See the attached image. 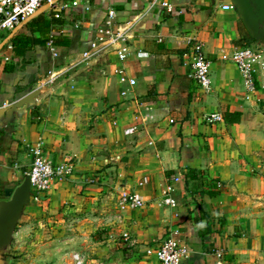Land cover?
<instances>
[{
    "label": "crops",
    "instance_id": "crops-1",
    "mask_svg": "<svg viewBox=\"0 0 264 264\" xmlns=\"http://www.w3.org/2000/svg\"><path fill=\"white\" fill-rule=\"evenodd\" d=\"M79 2L63 21L74 23L78 14L84 21H76V30L94 31L81 42L67 36L71 45L57 47L56 58L37 47L23 65L14 58L11 34L0 37V107L16 105L0 108V198L21 185L31 146L41 144L54 164L75 163L72 176L25 208L12 242L18 245L3 252L5 264H74L77 252L85 264H159L156 250L169 236L189 249L181 264H264V72L249 93L232 56L258 41L238 11L223 9L228 0ZM109 9L116 26L133 22L126 60L92 49ZM188 38L204 46L209 93L192 78ZM30 53L39 63L30 62ZM39 70L62 74L44 88L41 105L21 101L46 79ZM226 113L230 121L241 114L240 121L228 122ZM210 115L222 119L210 123ZM190 170L204 174L196 188ZM188 185L218 194L192 193ZM169 186L176 208L160 204ZM123 192L145 206L123 209ZM198 205L211 233L196 228Z\"/></svg>",
    "mask_w": 264,
    "mask_h": 264
},
{
    "label": "built area",
    "instance_id": "built-area-1",
    "mask_svg": "<svg viewBox=\"0 0 264 264\" xmlns=\"http://www.w3.org/2000/svg\"><path fill=\"white\" fill-rule=\"evenodd\" d=\"M80 5L79 0H0V37L5 34H13L27 22L33 20L41 13L49 11L54 18L59 20L67 19L70 13L76 10ZM167 11L172 12L173 8L167 3H162ZM223 9H234L233 4L223 5ZM133 22H128L125 27L116 26V11L109 9L107 18L104 23L97 29L95 39L92 43L94 52L112 50L116 52L120 60H126L128 57L129 43L131 41V27ZM78 27V26H77ZM187 45L189 47V58L192 67V78L204 90L209 93L212 89L210 62L206 58L204 46L196 38H188ZM49 52L56 58L59 55L58 48L50 42L48 44ZM144 54L139 53L142 57ZM91 56V53H86ZM10 57H6L5 61L9 62ZM233 62L237 65L249 93L257 91L256 77L264 72V45L260 42L247 46L237 47L232 56ZM61 71H49L46 79L41 82L34 90H32L21 101L30 98L36 105H41V93L47 85L54 84ZM122 80L127 81L124 77ZM129 84L134 86L135 80H129ZM126 92H123L125 94ZM19 101V102H21ZM3 110L8 108H16L15 104L6 103L2 107ZM221 115H210L207 117L208 122L213 123L220 121ZM29 154L32 158L31 166L26 172L31 182V202L39 204L52 187L56 180L67 179L73 175L75 163L72 159H66L60 164H54L49 161L45 155L41 144L31 146ZM180 179L175 178V182ZM172 186L168 187L166 196L160 201V204L176 208L178 201L171 196ZM122 208H142L145 202L136 194H121ZM15 233H17L15 231ZM124 239L130 241V236L125 233ZM132 243V242H131ZM189 249L181 246L169 236L160 243L156 250V257L159 264H181L188 258ZM221 255L220 253L218 254ZM74 264H85V257L80 252L73 254Z\"/></svg>",
    "mask_w": 264,
    "mask_h": 264
},
{
    "label": "trees",
    "instance_id": "trees-1",
    "mask_svg": "<svg viewBox=\"0 0 264 264\" xmlns=\"http://www.w3.org/2000/svg\"><path fill=\"white\" fill-rule=\"evenodd\" d=\"M64 21L59 20L50 16H46L45 13L40 14L33 20L27 22L24 27L27 29L28 34H18L16 36L7 37L9 41L14 46V58L21 59L22 64L26 65L29 61L26 59V55L29 51L36 50L37 47H48V44L52 42L56 47H69L71 45V40L69 37L63 35V27ZM250 42H254V40L250 37ZM250 45V43H246L243 46ZM13 68H6V71H12ZM228 113L225 114L226 120L228 122L237 123L240 121L241 114L236 113V119H232L230 121ZM167 176H171V172H167ZM189 180L193 182V188H196L201 183L204 182V174L202 172H197L195 170H190L188 173ZM191 181H188L191 182ZM195 186V187H194ZM188 190L192 193L199 192L201 195H217V191H209L205 190H193L190 189V185L187 186ZM14 190L9 192L8 194H1V198L3 200H7L11 197ZM197 194V193H196ZM208 218L207 214L201 210L200 205L197 206V212L194 216V223L200 235H204L205 233H211V227L207 224H203Z\"/></svg>",
    "mask_w": 264,
    "mask_h": 264
},
{
    "label": "water",
    "instance_id": "water-1",
    "mask_svg": "<svg viewBox=\"0 0 264 264\" xmlns=\"http://www.w3.org/2000/svg\"><path fill=\"white\" fill-rule=\"evenodd\" d=\"M223 1V0H218ZM241 16L251 37L264 45V0H228ZM31 182L29 176L7 200H0V264H5L4 250L14 239L24 210L31 204Z\"/></svg>",
    "mask_w": 264,
    "mask_h": 264
},
{
    "label": "rangeland",
    "instance_id": "rangeland-1",
    "mask_svg": "<svg viewBox=\"0 0 264 264\" xmlns=\"http://www.w3.org/2000/svg\"><path fill=\"white\" fill-rule=\"evenodd\" d=\"M81 10V9H80ZM41 14H43V13H41ZM45 15L46 16H50V12L49 11H46L45 12ZM81 15H78V14H75L73 17H75V19L73 20V22L74 23H72V21H67V22H64L65 24H64V26L62 27V29H64L63 30V35L64 36H69L70 38H71V40L72 41H83V36L85 35V36H87L88 34L87 33H92L94 30H91V29H88V28H86V27H80L79 29H77L76 30V21L77 20H81V21H84V19H82V17H80ZM76 24V25H75ZM76 30V31H75ZM26 30H19V31H17V32H19V33H24ZM89 31V32H88ZM92 35V34H91ZM3 42V41H2ZM46 59L48 60L47 62V65L49 64V62H51V61H53L52 59H51V57L49 56V55H47L46 54ZM41 57L39 56H37V54H33V53H30L29 54V60H30V62L31 63H34V62H37V63H39V59H40ZM1 61V60H0ZM44 61V60H43ZM49 70V69H48ZM48 70H39L38 72L40 73V74H42V75H44V76H46L48 73H47V71ZM43 72V73H42ZM28 169H29V167H25V171L27 172L28 171ZM25 177H26V175L25 174H23L22 176H21V178H20V182L22 181H24V179H25ZM21 182V183H22ZM18 245V243H15L14 242V244H12L10 247H9V249H8V251L9 252H13V248L15 247V246H17ZM8 253V252H7ZM8 256H9V253H8ZM14 259H15V257H14Z\"/></svg>",
    "mask_w": 264,
    "mask_h": 264
}]
</instances>
